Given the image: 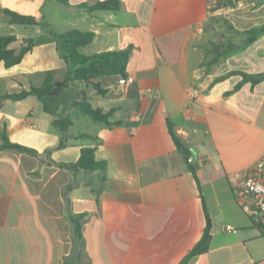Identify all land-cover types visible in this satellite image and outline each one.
<instances>
[{
    "label": "crops",
    "instance_id": "1",
    "mask_svg": "<svg viewBox=\"0 0 264 264\" xmlns=\"http://www.w3.org/2000/svg\"><path fill=\"white\" fill-rule=\"evenodd\" d=\"M97 1L0 0V35L15 34L16 49L35 40L17 64L0 61V130L30 149L0 148V264H264V232L234 194L264 157V80L235 89L242 76L232 72L264 71V33L207 71L202 46L215 0H120L118 11L80 6ZM5 8L40 23L13 24ZM73 28L94 33L79 47L85 55L131 46L133 83L124 89L119 75H101L99 93L73 80L47 99L49 110L34 95L5 98L41 86L47 72L65 77L51 33ZM82 91L92 107L113 109L108 123L75 105ZM58 118L71 121L66 131L54 125ZM170 126L191 151L197 180ZM83 146L96 147L103 170L67 166ZM205 211L208 248L184 262L202 236Z\"/></svg>",
    "mask_w": 264,
    "mask_h": 264
},
{
    "label": "trees",
    "instance_id": "2",
    "mask_svg": "<svg viewBox=\"0 0 264 264\" xmlns=\"http://www.w3.org/2000/svg\"><path fill=\"white\" fill-rule=\"evenodd\" d=\"M62 4H68L69 0H57ZM240 0H215V5L213 10L220 9L228 5H236ZM81 7H85L88 11L92 10H111L118 11L120 8V0H100L92 5L81 4ZM4 14L9 16L10 22L13 24L22 25H38L40 22L36 19L34 15L24 14L16 10L9 8L3 9ZM211 18L214 15L210 16ZM207 29V27H206ZM264 31V26H254L244 29L242 32L248 34L245 40L238 45V48H243L250 43H252L257 36ZM56 47L67 65L65 77L58 81L54 80L51 72H47L45 79L41 86H32L28 90H22L14 94H6L5 98L10 100H19L29 95H34L44 102V109L49 110L46 101L47 99H55L60 91L65 88L70 81L78 80L81 81L86 86H91L97 92H103V88L100 87L98 82L94 81V78L101 75L117 74L119 76L126 75V66L131 53V46H128L119 50H105L90 55H85L79 51V47L83 46L92 41L94 33L92 31H82L76 28L67 30L63 33H51ZM15 34H4L0 35V61H3L6 66H12L20 62L23 56L29 52L35 45V40L33 37H27L23 39L21 46L16 49L11 47V45L16 41ZM229 46V45H228ZM229 47H232L229 46ZM236 47V46H234ZM233 47V48H234ZM216 59H214V62ZM242 76L240 82L235 86L237 89L240 84L244 81H249L252 84L264 80V71L258 73H246L244 71H236ZM80 99L75 102V105L82 111L85 115L96 121H103L108 123V117L113 112V109L108 112H102L99 108L92 107L84 91L81 92ZM71 124L68 118H58L54 121V125L60 129V131H66ZM170 134L177 145V147L184 151L185 158L192 154L187 148L184 147L180 138L176 135L173 128L169 127ZM0 139L2 143L0 148H10L16 150H30L29 148L11 142L5 133L0 130ZM64 142L61 140L59 146H63ZM95 146H83L80 150L79 158L76 162L70 163L67 166L69 168L80 167L84 170H103L105 168V162L95 159ZM193 161V160H192ZM188 162V167L195 179L197 180L196 170L197 164L193 162ZM205 208V206H204ZM206 223L200 239L195 243L189 253L184 257L183 261L187 262L191 257L205 252L208 248V244L211 238V220L205 211ZM72 222L74 224V230L77 234L80 233V224L77 218L72 217Z\"/></svg>",
    "mask_w": 264,
    "mask_h": 264
},
{
    "label": "rangeland",
    "instance_id": "3",
    "mask_svg": "<svg viewBox=\"0 0 264 264\" xmlns=\"http://www.w3.org/2000/svg\"><path fill=\"white\" fill-rule=\"evenodd\" d=\"M214 11V17H210L207 23L208 41L202 46L204 67L207 71L214 68V63H226L228 55L242 51L246 47L238 48L245 40V36L248 37V34L242 32L244 30L242 27H254L251 24L264 26V0H240L236 5H228ZM263 33L264 31L259 35ZM236 71L241 70L232 72Z\"/></svg>",
    "mask_w": 264,
    "mask_h": 264
},
{
    "label": "built area",
    "instance_id": "4",
    "mask_svg": "<svg viewBox=\"0 0 264 264\" xmlns=\"http://www.w3.org/2000/svg\"><path fill=\"white\" fill-rule=\"evenodd\" d=\"M134 81V76L127 73L119 76L118 83L126 89ZM141 113H136L133 118L139 120ZM193 160L192 156L188 161ZM234 194L238 205L244 209L253 224L264 232V157L242 176L234 186Z\"/></svg>",
    "mask_w": 264,
    "mask_h": 264
}]
</instances>
